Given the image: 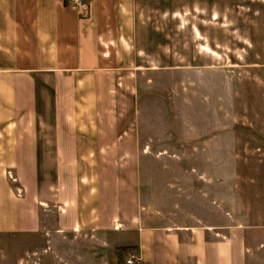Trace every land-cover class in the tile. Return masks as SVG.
Instances as JSON below:
<instances>
[{
    "label": "crops",
    "instance_id": "crops-1",
    "mask_svg": "<svg viewBox=\"0 0 264 264\" xmlns=\"http://www.w3.org/2000/svg\"><path fill=\"white\" fill-rule=\"evenodd\" d=\"M119 27L117 0L82 13L70 0H0V234L127 228L141 264H257L259 253L264 264V223L143 222L147 151Z\"/></svg>",
    "mask_w": 264,
    "mask_h": 264
},
{
    "label": "rangeland",
    "instance_id": "rangeland-1",
    "mask_svg": "<svg viewBox=\"0 0 264 264\" xmlns=\"http://www.w3.org/2000/svg\"><path fill=\"white\" fill-rule=\"evenodd\" d=\"M117 5L147 151L136 180L143 222L222 231L238 222L262 225L264 0ZM59 238L67 242L58 247ZM134 238L127 228L103 235L85 227L66 237L3 233L0 264H126L136 254Z\"/></svg>",
    "mask_w": 264,
    "mask_h": 264
},
{
    "label": "built area",
    "instance_id": "built-area-1",
    "mask_svg": "<svg viewBox=\"0 0 264 264\" xmlns=\"http://www.w3.org/2000/svg\"><path fill=\"white\" fill-rule=\"evenodd\" d=\"M79 12H84L88 7L87 0H70ZM126 264H141V257L138 254H131L125 260Z\"/></svg>",
    "mask_w": 264,
    "mask_h": 264
}]
</instances>
